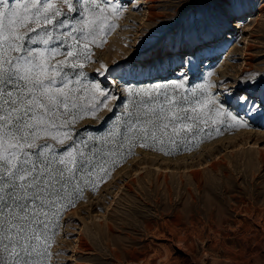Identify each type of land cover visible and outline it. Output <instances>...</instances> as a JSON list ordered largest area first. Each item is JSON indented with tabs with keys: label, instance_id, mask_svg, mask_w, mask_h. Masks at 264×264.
Masks as SVG:
<instances>
[{
	"label": "rangeland",
	"instance_id": "rangeland-1",
	"mask_svg": "<svg viewBox=\"0 0 264 264\" xmlns=\"http://www.w3.org/2000/svg\"><path fill=\"white\" fill-rule=\"evenodd\" d=\"M110 3L120 9L118 26L92 46L83 71L85 84L98 83L118 99L111 111L72 126L90 158L108 161L109 175L95 190L81 183L75 206L61 212L50 264H264V31L244 32L237 23L264 12V0H237L234 9L216 12L203 0ZM244 58L256 81L240 85L222 76ZM175 82L189 97L210 82L224 122L176 145H130L122 114L147 103L146 90ZM253 103L259 111H249Z\"/></svg>",
	"mask_w": 264,
	"mask_h": 264
},
{
	"label": "snow or ice",
	"instance_id": "snow-or-ice-1",
	"mask_svg": "<svg viewBox=\"0 0 264 264\" xmlns=\"http://www.w3.org/2000/svg\"><path fill=\"white\" fill-rule=\"evenodd\" d=\"M203 4L209 12L225 11L237 0ZM118 14L110 0H0V264H50L61 212L75 206L81 183L95 190L109 175L108 161L90 158L87 141L78 146L72 126L84 115L111 111L118 99L98 83L85 84L83 71L92 46L118 26ZM210 88V82L193 88L191 97L182 82L146 90L148 102L122 114L129 117V144L176 145L201 127L223 123V106ZM249 111L259 109L253 103Z\"/></svg>",
	"mask_w": 264,
	"mask_h": 264
},
{
	"label": "bare ground",
	"instance_id": "bare-ground-1",
	"mask_svg": "<svg viewBox=\"0 0 264 264\" xmlns=\"http://www.w3.org/2000/svg\"><path fill=\"white\" fill-rule=\"evenodd\" d=\"M263 16H264V12H262L261 10H259L256 13L248 14V18L244 19L242 22H241V18L238 19L237 20V23L240 24V26H239L240 28L239 29H242L243 28V31L244 32L245 31L246 32L247 31H250L251 32V31L255 30L256 28H258V30L261 29L262 32H263L264 31ZM245 41H246V38H244V41L242 43H245ZM247 43H248L247 49L249 50V47H250L249 44H250V42H247ZM234 48H241L240 47V43L238 45L236 44V46ZM245 54H246V52H245ZM244 63H245V65L242 66V67H236V66L230 64L229 67L225 71H223L222 76L225 79H227L228 81L229 80H232L234 83H236L235 80L241 81V83L244 82V81H250L251 83L254 82V81H256V78L255 77H253L252 75H248L246 73L247 70H248V67L251 66V62L248 61L247 58H244ZM241 83H239V84L241 85ZM244 93H250V92L247 91V92H244Z\"/></svg>",
	"mask_w": 264,
	"mask_h": 264
}]
</instances>
